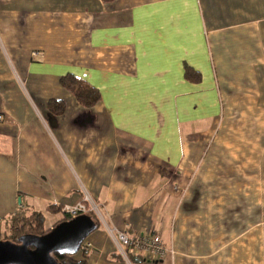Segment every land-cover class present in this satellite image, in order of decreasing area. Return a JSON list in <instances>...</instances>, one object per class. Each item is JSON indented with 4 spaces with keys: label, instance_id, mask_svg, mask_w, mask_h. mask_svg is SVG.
Returning <instances> with one entry per match:
<instances>
[{
    "label": "crops",
    "instance_id": "obj_1",
    "mask_svg": "<svg viewBox=\"0 0 264 264\" xmlns=\"http://www.w3.org/2000/svg\"><path fill=\"white\" fill-rule=\"evenodd\" d=\"M0 116V227L50 230L85 191L174 253L131 264H264V0H0ZM85 241L73 260L127 264L103 226Z\"/></svg>",
    "mask_w": 264,
    "mask_h": 264
},
{
    "label": "water",
    "instance_id": "obj_2",
    "mask_svg": "<svg viewBox=\"0 0 264 264\" xmlns=\"http://www.w3.org/2000/svg\"><path fill=\"white\" fill-rule=\"evenodd\" d=\"M96 230L88 216L64 221L42 236H23L19 243L0 241V264H58L53 254H77L86 238Z\"/></svg>",
    "mask_w": 264,
    "mask_h": 264
},
{
    "label": "trees",
    "instance_id": "obj_3",
    "mask_svg": "<svg viewBox=\"0 0 264 264\" xmlns=\"http://www.w3.org/2000/svg\"><path fill=\"white\" fill-rule=\"evenodd\" d=\"M103 3H112L115 0H101ZM189 71H186V77H188ZM60 86L69 92L77 104L85 109H90L94 107L100 100V96L98 91L89 86L83 80L76 78L72 75H66L60 79ZM48 112L50 117H56L62 115L64 112V105L60 102H49L48 103ZM88 217L95 223L96 230L100 227L99 222L92 215H88ZM66 221L62 219L57 222L53 227L58 224ZM10 224L9 235L6 236L5 241H10L13 243H19V239L23 236L33 235V236H42L49 232V229L45 228L44 225V217L41 214H32L30 216H25L23 213H17L9 220H7V224ZM79 252H77L78 254ZM75 254V255H77ZM67 253H56L53 254V258L58 264H85L84 260L75 261L72 258L75 256ZM83 258H86L83 257ZM128 259L130 263V257L128 255Z\"/></svg>",
    "mask_w": 264,
    "mask_h": 264
},
{
    "label": "built area",
    "instance_id": "obj_4",
    "mask_svg": "<svg viewBox=\"0 0 264 264\" xmlns=\"http://www.w3.org/2000/svg\"><path fill=\"white\" fill-rule=\"evenodd\" d=\"M60 212L66 221L80 216L92 215L95 217L100 226L105 228L107 234L115 243L118 254L127 264H131L128 259L129 250L157 259H162L169 254H174L162 244L161 239L156 235H139L136 237H129L126 232H121L108 227L102 216L100 206L96 204L92 197L85 191L82 192V198L79 202L73 205L62 206L60 208ZM91 250V243L84 240L79 247L78 252L81 253L82 257H85L91 252Z\"/></svg>",
    "mask_w": 264,
    "mask_h": 264
},
{
    "label": "rangeland",
    "instance_id": "obj_5",
    "mask_svg": "<svg viewBox=\"0 0 264 264\" xmlns=\"http://www.w3.org/2000/svg\"><path fill=\"white\" fill-rule=\"evenodd\" d=\"M27 217V216H26ZM53 217V219H52ZM54 219L59 220L60 219V215L58 214H52V213H48L47 216H45V227L48 228L50 227L53 223H54ZM10 224H2L0 227V241H5L6 240V236L9 235V228H10Z\"/></svg>",
    "mask_w": 264,
    "mask_h": 264
}]
</instances>
